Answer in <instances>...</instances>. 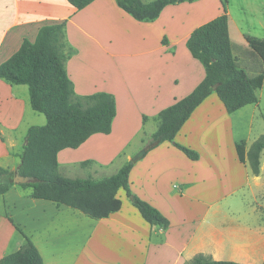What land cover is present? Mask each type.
Returning <instances> with one entry per match:
<instances>
[{
  "label": "crops",
  "instance_id": "crops-1",
  "mask_svg": "<svg viewBox=\"0 0 264 264\" xmlns=\"http://www.w3.org/2000/svg\"><path fill=\"white\" fill-rule=\"evenodd\" d=\"M261 2L264 5V0H242L233 14L227 0L232 52L234 34L264 40V6L257 8ZM222 13L219 0H197L166 6L153 22H138L115 0H95L79 11L67 0H0V64L25 39L33 42L42 26L65 22V41L75 52L65 63L74 92L78 96L104 92L115 98L109 134H94L78 148L58 153L63 177L101 180L143 148V141L156 131L158 113L204 79V68L191 56L186 41L197 27ZM123 46L130 59L120 65ZM90 52L89 58L103 54L113 66L106 81L88 88L77 59ZM253 64L261 66V60ZM26 87L0 80V167L9 170H16L20 162L16 155L25 144L24 139L20 149L12 146L29 105ZM257 97L256 104L228 114L212 93L192 112L174 141L196 151L198 160L164 142L135 163L129 173L130 189L169 220L167 230L145 222L122 189L116 195L121 209L92 220L67 206L32 199L30 190L14 186L0 196V259L21 250L25 235L43 264H184L197 254L215 261L262 264L264 149L254 176L238 160L235 147L245 141L247 152L257 139L251 137L254 128L262 129L258 93ZM36 120L43 125L42 119ZM115 162L119 163L115 172H106ZM75 167L83 169L84 176H71Z\"/></svg>",
  "mask_w": 264,
  "mask_h": 264
},
{
  "label": "trees",
  "instance_id": "trees-1",
  "mask_svg": "<svg viewBox=\"0 0 264 264\" xmlns=\"http://www.w3.org/2000/svg\"><path fill=\"white\" fill-rule=\"evenodd\" d=\"M67 1L79 11L95 0ZM195 1L153 0L144 3L142 0H115L121 10L138 22L155 21L166 6ZM220 1L223 13L197 27L186 41L187 50L204 68V79L189 95L161 110L155 118L156 131L143 141V148L115 174L101 180L63 177L57 155L64 149L78 148L94 134H109L116 115L115 98L104 92L75 95L65 68L66 61L75 53L65 41V22L42 26L33 42L25 39L19 49L0 64V80L11 86H27L30 107L44 115L46 124L28 129L22 151L16 155L20 160L16 170L0 167V196L18 186L23 190L30 189L32 199L64 205L92 220H101L121 209V201L116 195L122 189L145 222L151 227L167 230L169 220L131 191V169L147 152L164 142L171 143L188 159L198 160L196 151L174 141L192 112L212 93L217 95L228 114L256 104L257 91L264 81V40L245 36L248 46L260 58L261 66L235 57L229 36L227 0ZM146 120L143 117V122ZM0 140L3 141L1 134ZM245 146V141L235 144L238 160L257 176L264 135L257 138L247 152ZM15 175L31 181L15 184ZM23 237L24 247L2 257L0 264H43L36 247L25 235ZM184 264L239 263L215 261L208 255L197 254Z\"/></svg>",
  "mask_w": 264,
  "mask_h": 264
},
{
  "label": "rangeland",
  "instance_id": "rangeland-1",
  "mask_svg": "<svg viewBox=\"0 0 264 264\" xmlns=\"http://www.w3.org/2000/svg\"><path fill=\"white\" fill-rule=\"evenodd\" d=\"M142 1L144 3H147V2H150L152 0H142ZM241 2H242V0H229V3H228L229 6L228 7L230 8V10L233 14L237 13L238 7H239ZM220 3H221V1H220ZM252 6H255V5L252 4ZM263 6H264L263 3L261 2L259 7L257 6V8H260ZM221 7H222V4H221ZM233 37H234L233 38V50H234L233 54H234V56H238V58H240V60H242L244 62H248V63H252V64L257 63L260 58L247 45L245 39L242 37H239L238 35H235V34ZM88 46L90 47L89 44H88ZM81 48H82L81 49L82 52H84L85 47L83 48L81 45ZM119 49H120L119 51H120L121 55H119L117 62L120 65H124L125 62L130 58H128L127 56L124 55V53H126L125 50H127L124 46L122 48H119ZM133 50L135 51V49H133ZM85 52L88 53V51H86V50H85ZM90 54H91V52L87 55L84 54V58H81V56H80V59H77L79 66L81 64L83 66L80 78H81V80H83L85 82V84L87 85L86 87H88V88L91 87L93 85V83L98 84L101 82V80L106 81V79H108L110 77L107 75V73H108V71H110L112 69V66H113V62L109 57H107L103 54L101 55L99 53H96V55H95V53H92L93 55H95V57L89 58ZM134 60H136V59H134ZM71 76L74 79V77H73L74 75H71ZM27 90H28V88H27ZM257 93L260 96V100H261L260 110L264 116V81H263L261 91L258 90ZM75 95H76V93H75ZM76 96H78V95H76ZM29 105L26 106V111L24 112V115H23L22 124L16 133L17 138H16V140L13 139V141H12V146H13L14 150L17 148L20 149L22 147V145L24 143V139H25L27 131H28L27 124H28V126H33L34 124H36L34 126H44L46 123V119H45L44 115L34 112ZM248 109H253V108L251 107ZM37 117L42 119L43 125H37V124H39V121L36 120ZM262 132H264V123H262V129H259L258 126H256L254 128V131H253L251 137L254 138L256 136L257 138H259L260 136L264 135V133H262ZM239 135H241V134H239ZM125 152H127V151H125ZM118 166H119V163L115 162L114 166L108 167V169H106V172H115V170ZM83 171H84L83 169L75 167L71 173V176H73V177L84 176ZM26 190L29 191L30 189H25L24 191H26ZM259 202H261V201H259ZM83 217L85 219L88 218L86 216H83ZM88 219H90V218H88ZM68 221L71 222L70 219Z\"/></svg>",
  "mask_w": 264,
  "mask_h": 264
},
{
  "label": "water",
  "instance_id": "water-1",
  "mask_svg": "<svg viewBox=\"0 0 264 264\" xmlns=\"http://www.w3.org/2000/svg\"><path fill=\"white\" fill-rule=\"evenodd\" d=\"M30 181H31L30 179H28V178H23V177H21V176H19V175H15V177H14V182H15V184L28 183V182H30Z\"/></svg>",
  "mask_w": 264,
  "mask_h": 264
}]
</instances>
